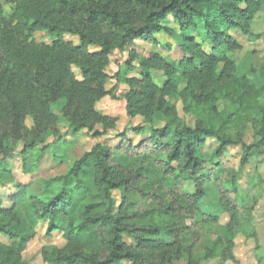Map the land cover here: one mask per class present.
Returning <instances> with one entry per match:
<instances>
[{
    "label": "trees",
    "instance_id": "obj_1",
    "mask_svg": "<svg viewBox=\"0 0 264 264\" xmlns=\"http://www.w3.org/2000/svg\"><path fill=\"white\" fill-rule=\"evenodd\" d=\"M5 2L9 12L0 8V186L14 182L6 162L18 150L22 172L28 174L35 167H27L26 156L48 138L60 137L50 112L60 100L65 101L62 111L71 135L88 131L103 140L65 175L46 181L41 197L24 195L26 187L17 185L9 205L0 199V238L5 240L0 241V264H25L23 253L42 226L48 237L59 234L66 242L50 253L42 249L51 264H174L185 256L188 264L214 257L235 261V240L252 236L247 214L256 199L239 193L241 173L227 167L223 156L226 148L242 145L241 169L254 149L264 151V115L238 109L216 127L207 87L227 79L236 102L244 109L251 105L247 75L231 58L241 49L231 32L254 38L250 24L264 10V0ZM36 32L52 36L51 46L36 43ZM159 33L174 40L180 59L158 53L140 57L131 49L137 41L156 44ZM65 35L76 36L78 45ZM115 51L128 53L123 69L137 61L142 71L167 76L163 87L147 73L120 82L128 88L123 95L127 116L143 119L132 129L141 136L137 145L126 131L116 130L114 117L95 108L102 98L114 96L106 89L105 70ZM183 80L182 96L189 100L184 111L198 118L202 109L207 125L191 127L177 119L167 97L177 94ZM256 82L264 88V70ZM28 117L31 128L25 125ZM248 124L259 138L256 144L242 142ZM207 138L218 144L208 159L201 153ZM112 139L118 143L113 145ZM198 214L199 225L218 226L212 246L200 255L194 248L202 234L185 222ZM223 214L229 221L218 225Z\"/></svg>",
    "mask_w": 264,
    "mask_h": 264
},
{
    "label": "rangeland",
    "instance_id": "obj_2",
    "mask_svg": "<svg viewBox=\"0 0 264 264\" xmlns=\"http://www.w3.org/2000/svg\"><path fill=\"white\" fill-rule=\"evenodd\" d=\"M0 8L5 12H9V6L5 0H0ZM251 33L254 38H248V36L240 32H231V35L241 45V49L235 52L231 58L240 67L242 73L246 74V87L248 91L249 99L252 101L251 105L246 106L245 109L240 106L237 101V97L229 87L230 81L222 79L218 83L212 82L207 87L208 100L213 101V105L216 109V127L223 124L225 119L232 113H236L238 109L245 110L249 116L261 117L264 115V88L261 85H257L256 75L264 70V10L255 15L253 21L250 24ZM66 41L72 42L74 45H78V39L76 36L65 35ZM33 39L38 44L51 46L53 42L52 36L45 32H36L33 35ZM95 50L94 48H90ZM140 57H148L152 53H158L165 59L176 61L182 57V53L176 47L174 40L164 33L156 35V44H150L145 42H135L133 48ZM128 53H121L115 51L110 57L106 67V74L108 81L106 83V89L111 90L114 96L108 95L97 102L95 108L103 115L111 116L116 119V130L118 132L126 131L127 137L134 145L139 144L141 140L140 135L133 133L132 129L138 125L143 124L141 117L129 118L125 110V100L123 95L127 92L128 88L123 83H120L124 78H131L138 74L147 73L152 81L158 86L163 87L167 76L160 71L149 70L147 72L142 71L137 67V61L134 62L133 68L123 69L122 65L128 58ZM77 79H81L80 71L72 68ZM221 70L219 66L218 71ZM120 75V76H119ZM187 82L181 81L177 87V94L167 97V100L174 105L176 117L180 122L189 126H194L198 122L205 125L208 124L204 111L198 110V118L186 113L184 107L186 102L184 100L182 92L186 88ZM229 87V88H228ZM220 88L221 90H218ZM209 102V101H208ZM64 100L58 101L50 108V112L56 119V129L60 135L59 138L50 137L43 145H39L30 152L26 157L25 164L27 167H35L33 172L24 174L22 172V160L18 156V151L13 158L9 159L6 164L10 170L11 176H9L13 183H7L4 186H0V199L3 205H9L10 196L16 194V186H25L24 195L34 194L36 196H42L45 193V182L56 177L65 175L71 164L78 160L84 153L91 150V148L98 142H102L103 138H95L92 133L88 131L78 132L75 135H71L69 131V124L63 115ZM209 104V103H208ZM25 125L28 128L33 126L31 117L26 118ZM158 126L163 125V122H158ZM97 127L96 130H99ZM234 129L230 132L234 134ZM259 138L254 136L252 126L248 124L246 130L243 132L242 142L244 145L256 144ZM113 145L118 143V140L112 139ZM215 139L207 138L204 146L201 149V153L209 158L211 153L217 147ZM47 146V148L40 154V150ZM223 162L227 167L234 169L233 171H239L241 178L239 180V193L245 197L255 198L256 205L254 210L249 215L250 223L247 225V232L251 233V237H246L244 234L239 235L235 240L234 256L235 261H221L219 258H209L202 260L199 264H264V151L261 149H254L249 157V161L240 169V162L243 157L242 145H235L226 148ZM240 169V170H238ZM8 179V178H7ZM75 196H78L75 194ZM74 196V197H75ZM117 197V196H115ZM119 197L117 198V201ZM201 216L194 215L193 217L186 219V224L194 229L195 232H200L202 237L199 243L196 245L200 254L204 253L207 246L211 247L212 243L216 239V232L218 226L216 225H199ZM229 221V217L225 214L220 216L218 225H225ZM197 223V224H196ZM0 241H5L0 238ZM126 241L130 239L126 238ZM66 247V242L59 234L47 236L45 234V227L42 226L37 229L35 238L28 244L26 250L23 253V261L25 264H51L44 260L41 255L42 249L47 253H50L53 249H63ZM194 253L195 248H194ZM197 254V255H200ZM174 264H188L187 256L180 259Z\"/></svg>",
    "mask_w": 264,
    "mask_h": 264
},
{
    "label": "crops",
    "instance_id": "obj_3",
    "mask_svg": "<svg viewBox=\"0 0 264 264\" xmlns=\"http://www.w3.org/2000/svg\"><path fill=\"white\" fill-rule=\"evenodd\" d=\"M196 247H197V246H196ZM196 247H195V252H196L195 254H200L201 251L199 252L198 249H197ZM206 248H209V246H207Z\"/></svg>",
    "mask_w": 264,
    "mask_h": 264
}]
</instances>
